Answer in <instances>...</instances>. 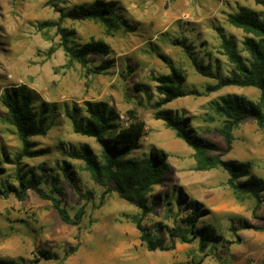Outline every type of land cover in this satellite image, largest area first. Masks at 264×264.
<instances>
[{"label": "rangeland", "instance_id": "rangeland-1", "mask_svg": "<svg viewBox=\"0 0 264 264\" xmlns=\"http://www.w3.org/2000/svg\"><path fill=\"white\" fill-rule=\"evenodd\" d=\"M0 0V190L8 183L16 185L17 164L21 173L38 178L44 191L51 189L56 178L62 207L71 216L84 204L85 214L79 225L64 222L46 199L29 189L24 200L13 192L0 195V258L23 257L26 264H188L201 258V264L264 263V127L253 118L240 122L232 131L227 151L219 128L223 116L215 105L225 94H237L257 101L259 90L253 86L229 85L207 92L215 78L197 73L191 57L174 39H184L197 61L209 64L212 71L230 75L234 65L222 48L220 31L231 39L239 55L247 62L250 55L243 45L247 35L232 25L227 15L240 6L263 14L255 0H103L113 1L115 15L122 26L107 34L101 23L93 20L64 18L59 25L71 32L69 45L102 40L110 47L106 56L90 55V64L112 59L105 72L85 77L81 65L71 61L56 30L61 11L94 0ZM165 55L186 76L185 96L161 108L170 109L183 118L186 129L197 133L217 147L214 154L246 168L261 186L256 195L237 193L222 167L200 169L194 150L161 119L154 118V103L161 98L155 90L153 75L168 73L169 67L159 56ZM147 85L138 90L134 83ZM25 84L31 91L32 109L42 119L44 133L33 136L30 157H16L21 142L10 124L1 97L6 87ZM84 100L104 101L118 114V125H125L124 112L135 108L144 120V135L127 157L142 158L151 149L167 154L168 170L161 184L153 185L145 196L153 209L142 217L152 232L164 234L174 226L182 227L188 214L186 201L201 203L198 226L211 223L220 241L203 252L198 241L175 240L173 247L148 250L139 238L132 217L140 210L111 191L99 204L104 186L95 182L84 161L69 154L85 149L102 161L101 146L93 138L73 131L69 113L74 104L83 107ZM43 108V111H41ZM82 114H85L82 111ZM63 161L73 172L67 177ZM71 177V179H69ZM247 176H239L241 181ZM79 192L89 196L80 199ZM4 193V192H3ZM180 196H184L181 199ZM247 227H242L243 223ZM263 227V228H256ZM156 233V232H155ZM70 247L75 250L68 253ZM48 249L56 258L31 262L39 249ZM68 253V254H67Z\"/></svg>", "mask_w": 264, "mask_h": 264}, {"label": "trees", "instance_id": "trees-1", "mask_svg": "<svg viewBox=\"0 0 264 264\" xmlns=\"http://www.w3.org/2000/svg\"><path fill=\"white\" fill-rule=\"evenodd\" d=\"M255 2L264 8V0H255ZM50 3L57 8V2L52 0ZM115 12V3L103 0H94L89 5L80 4L66 11L60 10L59 21L56 22L55 26L60 34L61 44L70 60L81 65L85 77L103 73L111 66L112 59L91 65L89 58L90 55L103 57L108 55L110 47L102 40L69 45L71 32L62 28L59 22L64 18L72 20L89 19L101 23L105 33L112 34L122 26ZM227 18L232 25L247 33L243 39V45L250 55V60L247 62L239 55L234 42L220 31L224 54L234 65L230 75L222 76L218 70L212 71L209 64L197 61L192 56L189 51L190 45H186L184 39H174V43L180 44L189 54L193 68L197 73L215 78L214 84L206 86L207 92L216 91L229 85L253 86L259 90V96L255 102L242 95L228 93L223 95L215 105V112L223 116L222 125L219 128V132L225 141V147L222 151H227L230 148L233 139L232 131L243 120L253 118L259 127H264V13L259 15L252 9L240 6L235 13H229ZM159 56L166 62L170 70L168 73L152 76L155 81V90L161 95V98L153 105L155 109L154 118L163 120L181 140L194 150L200 169L222 167L229 174L227 183L235 192L256 195L261 184L254 175L249 174L247 169L242 168L240 164L223 160L220 155L214 154L213 151L217 150L214 144L197 133L189 132L186 129L184 119L174 116L173 111L161 108L164 104L185 96L188 91L183 89L186 79L184 72L175 67L165 55L160 54ZM134 86L138 90L147 89V85L140 82L134 83ZM1 101L7 111L8 120L14 126L21 142V149L16 157L18 163L22 157H30L36 154L32 149L34 143L31 138L45 132L42 127V119L38 120L35 111L32 109L34 98L25 84L6 87ZM40 109L43 111V108L40 107ZM82 111L85 114H82ZM118 116L119 114L112 107L101 100H84L83 107L74 104L69 113L73 131L93 137L101 146L102 161L97 160L95 155L85 149L74 150L69 154L73 158L83 160L92 179L104 186L98 205L102 204L105 195L111 191H116L119 197L134 204L140 210V216H133L132 220L139 231L141 242L145 244L148 250L170 249L175 240L191 242L196 239L200 252L216 245L221 236L216 233L214 226L211 223L198 226L199 218L203 213L201 203L196 199L186 201L189 212L182 218V227L174 226L167 229L169 243L164 234L159 232V229L155 233L143 224L142 217L153 209V206L147 203L145 195L152 190L153 185L163 182L168 170L167 154L162 150L151 149L149 155L142 158L127 157L144 135L145 122L135 108H128L124 112L125 125H118ZM62 169L66 177L69 172H73L70 163L66 161H63ZM3 171L4 169L0 167V173ZM242 175L247 176V178L237 181L236 179ZM15 178L17 184H6L4 190H0V195L13 192L19 200H24L27 191L32 189L40 198L50 202L64 222L72 225L80 224L85 214L84 204L80 205L72 216L68 214L60 202L59 195L62 194V190L58 187L56 178L51 179L49 192L38 186L40 175L33 176L30 173L29 178H27L26 173H21L18 164ZM78 194L80 199L88 200L89 196L81 192ZM180 198L184 199V196H180ZM247 226L245 222L242 224V227ZM256 228L263 227L256 226ZM74 250L75 247H70L68 253ZM53 258H56L54 252L42 248L37 250L30 261L38 262L42 259ZM201 261V258H196L188 264H201ZM27 262L29 261L21 256L0 258V264H26Z\"/></svg>", "mask_w": 264, "mask_h": 264}]
</instances>
